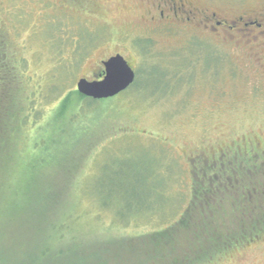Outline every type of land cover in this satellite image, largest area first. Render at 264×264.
<instances>
[{"label":"rangeland","instance_id":"obj_1","mask_svg":"<svg viewBox=\"0 0 264 264\" xmlns=\"http://www.w3.org/2000/svg\"><path fill=\"white\" fill-rule=\"evenodd\" d=\"M250 20L264 23V0H0V80L11 72L17 77L5 80L14 96L1 101V131L15 124L6 121L8 114L21 118L32 99L45 117L57 110L50 129L65 133L70 115L84 105L75 93L79 78L97 79L101 61L116 53L135 73L132 87L91 107L107 115L89 130L87 146L73 161L79 168L47 169L31 177L28 191L23 180L12 187L6 178L0 257L11 249L13 258H23L36 246L47 217L36 208L44 202L36 201V182L49 181L40 191L58 196H48L54 210L60 190V210L52 213L75 233V241L87 236L81 261L70 254V262L133 264L137 257L127 254L128 242L148 245L147 234L182 215L192 178L202 182L192 165L196 158L217 159L231 143L250 138L257 159H264V26L245 28ZM35 133V123L23 129L17 147L23 150ZM15 159L8 160L10 172ZM252 168L264 185V166ZM241 172L226 171L217 186L213 175L205 176V188L215 190L198 208L218 202L210 214L235 212L229 199L250 185L249 171ZM68 209L71 219H62ZM91 251L96 261L89 260ZM207 264H264V234Z\"/></svg>","mask_w":264,"mask_h":264},{"label":"trees","instance_id":"obj_2","mask_svg":"<svg viewBox=\"0 0 264 264\" xmlns=\"http://www.w3.org/2000/svg\"><path fill=\"white\" fill-rule=\"evenodd\" d=\"M0 48H2L1 45ZM3 65L7 67L4 68L5 72L10 73L12 71L11 69L8 70V64L4 63ZM11 78L16 79L17 77H13L12 72L8 76L1 77L0 104L7 95L14 96L8 94L10 92L5 85V80L12 81ZM129 87H132V85ZM49 89L53 91L50 86ZM75 93L83 99L84 105L79 111H75L70 115V124L65 133L61 130L56 135L50 129L57 110L45 117L40 108L33 106L32 99L27 103L26 112L21 115V118H9L8 114L6 121L14 119L13 123L15 124L12 126L10 123L12 127L8 126V129L3 130L6 132L3 134L6 136L5 140L0 137V197L6 195L4 185L7 184L8 179L6 180V178L8 176L9 183L11 186L13 185L12 187L23 180V189L28 191V186L32 182L31 177L41 175L47 169L68 171L72 168V171H74L77 167L79 168L80 165L73 161L80 156L83 147L87 146V142L92 135L89 130L99 128L103 122L102 115H107L104 109L100 107L102 106L101 103H107L108 100H114L120 95L95 100L85 97L77 91ZM31 94L32 92L25 96L30 97ZM44 98L47 100V96ZM8 101L12 104L11 108L14 111L16 107L14 101L9 99ZM95 103H100V110L96 107L93 110L91 109L95 106ZM17 110L21 112L22 107ZM58 116H61V114ZM34 123L36 124V133L34 136H30L29 145L26 146L22 143L24 149L18 148L16 142H21V131ZM62 135H65V138H59ZM12 158L18 159V162L11 168L10 172L7 163ZM247 170L250 174V176L247 175V181L250 185L243 189L246 192L242 191L237 197L235 195L229 199V205L233 204L231 208L233 206L237 208H234L236 211L230 214H221L220 212L218 214L213 212L214 215L210 214L208 211L211 212V208L216 207L218 202H213L206 208L201 204V207L198 208V203L202 197L212 190L205 188V185L200 186L192 178L189 202L179 219L163 229L153 230L147 234L145 239H147L148 245L128 242V246L132 248L130 247L127 254L133 252L137 257L136 262L133 264H207L216 258L219 259V257L224 256L234 248L258 240L264 234V193H261L264 190V185L256 182L257 179L253 174L257 172L253 170L251 164L248 165ZM245 172L242 171L241 174ZM48 182L44 180L36 182L35 185L36 201H44L41 202L43 205H38L36 208L47 214L45 225L36 232V246L27 248L28 251L26 254L23 253V258H13L10 249L8 253L4 252L6 256L0 257V264H74V262L69 261L70 254L77 257L82 247L89 245L87 243L88 239H86L87 236H85L86 238L78 236L77 241H75V233L70 230L68 232V227H65L64 222L54 218L55 214L52 211H59L61 206L59 201L60 190H56L59 195L58 209L54 210L53 205L48 201V196L52 198L57 195L50 192L42 195L43 191H40ZM7 187L12 188L9 185ZM10 192L12 193L11 190ZM46 196L47 198H45ZM207 200L205 199V201ZM200 209H203L204 212H201ZM67 213L68 215L62 219H71L70 216L73 215L71 210L68 209ZM231 220H236L237 224L232 226L226 222ZM221 228H227L228 230L219 232ZM178 237L182 240H179ZM88 257L89 260L96 261L98 255L91 251ZM77 259L82 258L79 256L76 261ZM80 261H78V264H80Z\"/></svg>","mask_w":264,"mask_h":264},{"label":"flooded vegetation","instance_id":"obj_3","mask_svg":"<svg viewBox=\"0 0 264 264\" xmlns=\"http://www.w3.org/2000/svg\"><path fill=\"white\" fill-rule=\"evenodd\" d=\"M88 1V0H84ZM223 24L219 21L216 22V25ZM262 27L264 26V23H259L257 20H250L243 23V26L245 28H251L252 26ZM232 25H227L228 32H232ZM103 73L102 70L98 74L97 79H100L102 77ZM255 143L252 141V139H241L238 142L231 143L226 152L222 153L217 159L211 158L213 154H206V159L204 158H196L193 162V167L195 170L202 173V177L200 181H202L199 185L204 186V178L207 175H213L216 185H221V183L224 182V173L226 171L230 172V175H236L237 171H248V165L251 164L252 167H258L259 165L264 166V159L258 160L259 157V151L254 147ZM211 158V162L209 163ZM229 159V160H228ZM228 160V161H227ZM223 161H227L226 169L223 172L222 167L224 165ZM259 164V165H258ZM209 171V174L207 173ZM196 179V178H195ZM197 180V179H196ZM197 182H199L197 180ZM210 190H213V185H209ZM215 190V189H214Z\"/></svg>","mask_w":264,"mask_h":264},{"label":"water","instance_id":"obj_4","mask_svg":"<svg viewBox=\"0 0 264 264\" xmlns=\"http://www.w3.org/2000/svg\"><path fill=\"white\" fill-rule=\"evenodd\" d=\"M103 67L100 79L79 78L76 90L85 97L95 100L114 97L127 89L135 79V73L125 58L116 53L101 61Z\"/></svg>","mask_w":264,"mask_h":264}]
</instances>
